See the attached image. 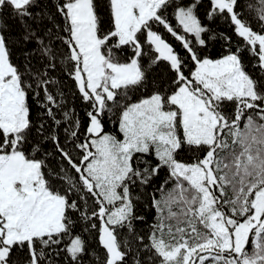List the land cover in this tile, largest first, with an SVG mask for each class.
<instances>
[{"label": "snow or ice", "instance_id": "obj_1", "mask_svg": "<svg viewBox=\"0 0 264 264\" xmlns=\"http://www.w3.org/2000/svg\"><path fill=\"white\" fill-rule=\"evenodd\" d=\"M0 264H264V0H0Z\"/></svg>", "mask_w": 264, "mask_h": 264}, {"label": "trees", "instance_id": "obj_2", "mask_svg": "<svg viewBox=\"0 0 264 264\" xmlns=\"http://www.w3.org/2000/svg\"><path fill=\"white\" fill-rule=\"evenodd\" d=\"M202 12H203V10H202ZM4 19L9 24V30H8L9 33H10L9 38L11 40H13V41L16 40V38L18 37V35L20 34V31H21L20 25L15 20L9 19L7 17V15L4 17ZM216 27L218 28V30L224 31V32L230 34V29L227 27L226 23H224L222 21H218ZM167 38L169 39V42L173 44V46L176 48V50L183 55V49L181 48L179 42L175 41L170 36L167 37ZM235 40H236V37L233 36V41L235 42ZM221 51H222V49L219 47L218 44H213L212 47H211V49H210V51H209V54L216 55L217 53H219ZM14 53L16 54V56L14 58L18 57V49H15L14 48ZM76 107H77L78 110H80V106H79V103L78 102L76 104ZM80 114L82 116L83 115V112L81 111Z\"/></svg>", "mask_w": 264, "mask_h": 264}]
</instances>
